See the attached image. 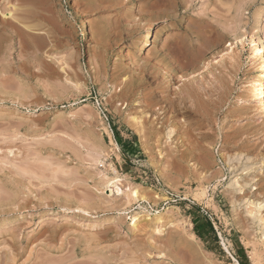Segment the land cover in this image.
I'll return each instance as SVG.
<instances>
[{"label":"rangeland","instance_id":"rangeland-1","mask_svg":"<svg viewBox=\"0 0 264 264\" xmlns=\"http://www.w3.org/2000/svg\"><path fill=\"white\" fill-rule=\"evenodd\" d=\"M260 24L264 0H0V264H264Z\"/></svg>","mask_w":264,"mask_h":264},{"label":"bare ground","instance_id":"bare-ground-1","mask_svg":"<svg viewBox=\"0 0 264 264\" xmlns=\"http://www.w3.org/2000/svg\"><path fill=\"white\" fill-rule=\"evenodd\" d=\"M8 14H11V12H9ZM8 14H5V15H8ZM256 31L260 34L259 40L251 38V39H248V43L252 47V53H254L255 55L261 56L263 58L262 59L263 60V64L261 63L262 65H261V67L259 69V74L257 75L258 76V82L256 84V89L254 90V94H255L254 106L256 108L257 114L259 115V116L257 115L258 118L261 119L262 122H264V29L261 26V24L256 27ZM145 35H146V37L143 39V41L138 46V55L145 54L146 50L148 49L147 47L151 43L150 42V38H151L150 37V30ZM238 40L240 42L244 41L243 37H240ZM171 71H172V69H171ZM166 127H167L166 131H165L166 136L168 138H172L174 136V134H175V129L172 126H170V125L166 126ZM228 161L231 162L232 160L228 159ZM172 179L173 178H171V180ZM118 180H119L118 175H115V176L111 177L110 180H108V182H107V191L110 192L111 194L114 192V188L115 187L117 189L116 191H119L121 193L125 192L123 190V188L121 186H119V184H117ZM128 190H129V193H127V192L126 193L128 194V196L131 199H133V200H139L140 199L141 194H140L139 189H137L135 187L134 188L133 187H131V188L129 187ZM139 216L137 215V213H135L133 215V217H132V225L134 227L136 226V222L139 219Z\"/></svg>","mask_w":264,"mask_h":264}]
</instances>
